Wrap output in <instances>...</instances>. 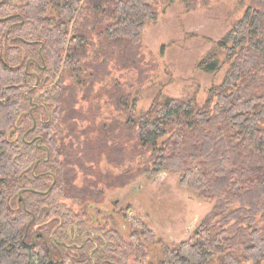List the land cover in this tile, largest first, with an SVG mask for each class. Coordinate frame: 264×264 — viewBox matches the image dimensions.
<instances>
[{
    "label": "trees",
    "instance_id": "trees-1",
    "mask_svg": "<svg viewBox=\"0 0 264 264\" xmlns=\"http://www.w3.org/2000/svg\"><path fill=\"white\" fill-rule=\"evenodd\" d=\"M2 1L0 264H121L101 245L90 256L94 245L81 249L82 239L68 242L85 233L61 202L80 201L83 192L68 191L59 138L73 118L77 86L93 92L112 74L111 63L139 66L142 31L159 15L156 0H54L55 18L49 0ZM219 49L228 70L204 105L194 97L156 98L141 116L115 121L136 128L134 159L151 152L138 175L178 173L183 186L216 201L193 240L165 250L166 264H209L214 258L219 264L264 263V0H252ZM91 57L98 66L84 63ZM201 68H220L217 51ZM64 71L74 85H64ZM110 89L96 95L99 110L103 96L118 112L134 108L118 81Z\"/></svg>",
    "mask_w": 264,
    "mask_h": 264
},
{
    "label": "rangeland",
    "instance_id": "rangeland-1",
    "mask_svg": "<svg viewBox=\"0 0 264 264\" xmlns=\"http://www.w3.org/2000/svg\"><path fill=\"white\" fill-rule=\"evenodd\" d=\"M23 1L12 3L21 5ZM49 1V15L55 18V1ZM251 3L252 0H156L159 15L147 22L142 31L139 66L120 69L111 63L112 74L102 84L96 83L93 92L77 86L73 118L65 124L68 130L60 136L59 146L63 173L71 182L68 191L78 190L83 197L61 203L70 209L67 211L73 222L79 223L80 231L97 233L99 246L103 247L100 251H114L109 255L121 264H166L165 250L193 240L216 201L206 200L183 186L178 173L148 171L138 175L141 163L151 157V152L146 153V159H134L136 128H122L115 121L124 124L130 115L141 116L156 98L194 97L199 105H204L209 90L222 83L229 66L219 43L243 18ZM81 14L82 20L85 14ZM215 51L220 68L208 72L201 63ZM26 54L20 60L27 61ZM92 59L95 60L91 57L84 63L98 66L91 63ZM60 76L65 79L64 85H74L68 72ZM115 81L132 95L133 109L118 112L105 96H100L99 110L96 95L111 93ZM25 121L26 130L30 122ZM70 133L80 139V146L72 144ZM81 239L72 236L68 242L80 244ZM209 264H219L218 258Z\"/></svg>",
    "mask_w": 264,
    "mask_h": 264
},
{
    "label": "flooded vegetation",
    "instance_id": "flooded-vegetation-1",
    "mask_svg": "<svg viewBox=\"0 0 264 264\" xmlns=\"http://www.w3.org/2000/svg\"><path fill=\"white\" fill-rule=\"evenodd\" d=\"M98 234L93 232L92 230L87 231L82 238L81 249H88L90 246L94 245V248L90 251V256L94 255L97 251H99V241L96 237ZM79 235L76 234L77 238ZM96 263V262H95Z\"/></svg>",
    "mask_w": 264,
    "mask_h": 264
},
{
    "label": "water",
    "instance_id": "water-1",
    "mask_svg": "<svg viewBox=\"0 0 264 264\" xmlns=\"http://www.w3.org/2000/svg\"><path fill=\"white\" fill-rule=\"evenodd\" d=\"M6 0H3L2 2H5ZM40 52H41V50H40Z\"/></svg>",
    "mask_w": 264,
    "mask_h": 264
}]
</instances>
